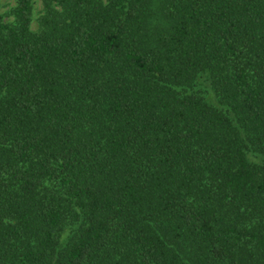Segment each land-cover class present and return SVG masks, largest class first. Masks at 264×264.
<instances>
[{"label": "trees", "instance_id": "obj_1", "mask_svg": "<svg viewBox=\"0 0 264 264\" xmlns=\"http://www.w3.org/2000/svg\"><path fill=\"white\" fill-rule=\"evenodd\" d=\"M0 2V264H264V0Z\"/></svg>", "mask_w": 264, "mask_h": 264}, {"label": "rangeland", "instance_id": "obj_2", "mask_svg": "<svg viewBox=\"0 0 264 264\" xmlns=\"http://www.w3.org/2000/svg\"><path fill=\"white\" fill-rule=\"evenodd\" d=\"M15 1L16 0H0V2H1V10L3 12H6L12 5L15 4ZM35 9H36V17L38 18L39 14L41 12V9H42V4H41L40 0L36 1Z\"/></svg>", "mask_w": 264, "mask_h": 264}]
</instances>
